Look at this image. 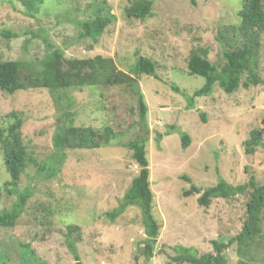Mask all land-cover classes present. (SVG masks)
I'll use <instances>...</instances> for the list:
<instances>
[{"label":"rangeland","instance_id":"rangeland-1","mask_svg":"<svg viewBox=\"0 0 264 264\" xmlns=\"http://www.w3.org/2000/svg\"><path fill=\"white\" fill-rule=\"evenodd\" d=\"M134 1L46 0L41 13L31 18L16 0H0V61L40 67L47 39L64 51L66 60L112 58L125 73L141 56L155 63L154 77L137 79L148 105L149 133L142 132L149 136L153 211L161 225L154 258L141 256L147 236L138 208L130 207L114 222L104 216L119 207L140 171L132 152L121 145L140 130L136 96L124 86L85 88L69 91L70 100L58 105L47 89L30 88L14 95L0 92V127L11 124L8 115L18 112L24 122L23 145L37 164L53 153L62 109L72 114L75 126L98 131L109 127L120 137L110 147L67 152L58 179L46 181L36 166L26 170L17 190H29L31 196L16 226L0 227V264H24L32 254L47 264H176V247L195 248L202 256L214 253L215 241L228 243L241 233L251 189L235 198L215 199L206 208L198 198L221 179L239 186L255 178L264 185V149L249 155L244 146L253 130H262L264 139V34L258 69L262 84L241 87L231 95L215 86L209 97L195 98L206 80L189 74L191 51L207 49L210 61L225 63L224 46L217 38L225 28L238 26L241 0H152L153 15L145 21L126 17L125 9ZM102 2L117 21L97 44L77 42L78 28L68 19L84 20ZM193 98L195 109L189 110ZM173 130L190 136L188 148L182 147L179 132L167 136ZM157 134L164 136L160 143ZM9 180L0 146V214L18 199L9 194ZM192 185L201 194L186 197ZM68 226L79 228L74 238L80 261L66 245ZM225 256L228 264L248 263L252 257L253 264H264V243L255 239L243 257L234 244Z\"/></svg>","mask_w":264,"mask_h":264},{"label":"trees","instance_id":"trees-1","mask_svg":"<svg viewBox=\"0 0 264 264\" xmlns=\"http://www.w3.org/2000/svg\"><path fill=\"white\" fill-rule=\"evenodd\" d=\"M24 9L25 15L35 18L46 5V0H16ZM194 1V0H190ZM152 0H136L125 9L127 18L145 21L153 14ZM242 10L238 14L239 24L231 28H225L219 33L218 41L224 46L223 58L225 63L218 66L209 60V51L196 48L191 51L187 68L192 76H200L206 80L205 85L196 91L194 97H209L213 94L215 86L228 95L239 91L241 87L249 89L252 85L258 86L263 81L258 75L261 54V36L264 34V0H241ZM77 26L79 35L76 41L91 40L97 44L105 31L115 24L117 18L111 13V8L106 3H100L97 10L84 20L68 19ZM6 37L11 36L6 34ZM47 45L46 57L41 66H31L20 61H0V92L6 95H14L17 92L30 88L47 89L50 94L60 102L69 101V91H83L85 88L100 89L102 87H127L136 96L139 111V133L136 138L121 144L132 152L134 161L140 168L137 177L132 181L130 189L126 192L118 208L105 213V217L111 222L116 221L130 207H136L142 215V224L147 238L142 243L141 256L146 261L154 258L156 244L161 233V225L155 218L153 205L154 194L151 190L150 162L147 154L149 136L143 134V130L149 133L148 105L142 93L138 78L142 75L155 76L156 65L146 57H139L136 64L125 73L118 69L115 60L96 56L86 59L66 60L63 50L56 48L44 39ZM246 79L243 81V77ZM189 110H194V98L190 100ZM18 112H12L8 118L12 123L7 127H0V146L3 151V163L9 174V194L18 195L17 202L12 209L0 214V227L14 228L21 217L24 208L31 196L26 190L19 193L17 188L26 170L37 167V174L43 175L46 181L58 179L62 167L67 159V152L83 150H99L115 144L120 137L112 128L98 131L90 126H75L73 117L69 111H61L53 138V153L47 160L39 165L31 152L23 145L21 128L24 124ZM203 120L206 121L205 116ZM179 132L182 147L188 148L190 136L180 130L167 132V136ZM162 134H157V142L163 139ZM245 152L254 154L257 148L264 149L262 130H253L250 138L245 141ZM185 180L190 181L189 178ZM251 189L250 199L247 205V219L241 233L230 239L228 243L217 242L214 244V253L199 256L195 248H174L177 256L173 258L176 264H228L225 251L234 244L238 245V255L243 257L248 253L251 243L260 239L264 243V185L257 184L255 178H251L248 184L233 186L225 180H220L217 185L201 189L192 185L185 192L186 197L201 194L198 203L201 207H209L215 199H231L243 195ZM78 227L68 226L66 245L74 258L80 261L77 249V239L74 235ZM79 239V238H78ZM30 262L24 264H47L32 254ZM138 260V258H137ZM240 260L238 264H253ZM2 264V263H1Z\"/></svg>","mask_w":264,"mask_h":264}]
</instances>
